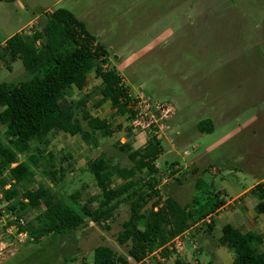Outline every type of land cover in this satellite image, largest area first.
Returning a JSON list of instances; mask_svg holds the SVG:
<instances>
[{"label": "rangeland", "instance_id": "374dc122", "mask_svg": "<svg viewBox=\"0 0 264 264\" xmlns=\"http://www.w3.org/2000/svg\"><path fill=\"white\" fill-rule=\"evenodd\" d=\"M17 2L0 1V46L16 32L40 28L48 11L65 8L107 49L104 69H115L132 98L140 92L152 104L171 108L148 127L131 128L125 117H113L114 132L100 138L96 147L78 135L52 134L49 145H38L45 156L40 162L51 157L62 172L59 182L51 185L39 167L32 168L34 174L19 185L21 191L48 185L65 199L79 190L80 201L94 208L100 191L88 165L103 156L127 168V150H119L118 144L139 148L155 135L162 146L155 161L157 172L147 176L140 171L134 178L139 185L153 177L161 200L171 196L181 205L189 204L193 225L165 249L153 247L143 264H232L234 251L217 241L227 222L264 237V213L256 211L257 194L248 189L257 182L264 185V0ZM31 76L19 59L8 64L0 60V81L18 83ZM99 86V78L91 73L87 88L73 90L71 96L79 98L87 92L91 113L109 117V102L94 107L100 98ZM202 120L210 121H205L210 131L199 130ZM0 141H4L2 127ZM24 158L18 155V160ZM3 177L8 178L6 171ZM219 199L220 205L209 208ZM4 205L0 189V264H78L82 260L93 264V249L98 245L126 254V245L116 240L129 214L126 203L104 223L88 220L83 227L37 241L9 223L14 217L4 212ZM36 213L28 209L23 219ZM210 220L213 226L208 230ZM259 247L264 248V239Z\"/></svg>", "mask_w": 264, "mask_h": 264}, {"label": "trees", "instance_id": "16d2710c", "mask_svg": "<svg viewBox=\"0 0 264 264\" xmlns=\"http://www.w3.org/2000/svg\"><path fill=\"white\" fill-rule=\"evenodd\" d=\"M107 57V49L65 8L47 12L40 28L30 33L16 32L4 40L0 46V60L8 64L19 59L32 76L18 83L0 81V127L4 136V141H0V175L6 171L8 176L0 178L1 197L5 202L3 210L14 217L10 224L26 232L29 240L37 241L44 235L56 236L83 227L88 220L104 223L120 204L126 203L129 214L116 234L117 242L126 245V254L98 245L93 249V264H143L153 247L165 249L171 240L193 225L189 204L181 205L171 196L161 200L153 177L139 185L134 178L140 171H146L147 176L157 172L155 161L162 146L155 135L139 148L118 144L119 150H127L130 161L127 168L111 164L103 156L94 158L88 165L100 191L94 208L89 202L80 201L79 190L64 199L48 185L23 191L19 187L24 179L34 174L32 168L38 167L41 176L51 185L59 182L58 175L62 172L56 170L51 157H47L44 164L40 162L45 156L38 145H49L52 134L78 135L87 145L96 147L100 138L114 132L113 117L123 116L130 122L135 114L134 99L115 69H104ZM91 73L100 80L96 90L100 98L94 107L109 102L112 111L109 117L91 113L86 105L87 92L79 98L71 96L73 90L82 92L87 88ZM205 121L208 120L198 123L202 132L212 129ZM18 155L25 158L18 160ZM116 179L120 181L117 184L114 183ZM250 191L256 192L258 197L256 211L264 213L263 183H256ZM221 203L219 199L208 206L215 208ZM28 209L37 213L24 220ZM143 220L147 221V226H142ZM212 226L210 220L206 227L211 230ZM220 231L218 243L234 251L232 264H264V248L259 247L264 239L262 235L242 231L228 222ZM78 264L87 262L82 260Z\"/></svg>", "mask_w": 264, "mask_h": 264}, {"label": "built area", "instance_id": "2783aa9c", "mask_svg": "<svg viewBox=\"0 0 264 264\" xmlns=\"http://www.w3.org/2000/svg\"><path fill=\"white\" fill-rule=\"evenodd\" d=\"M131 95V94H130ZM133 110L135 111L134 116L130 120V126L135 127L140 125L142 127L149 126L153 122H157V120H161L164 116H166L170 111L171 108L162 103L152 104L142 93H137L136 97L133 98ZM142 102L143 108L140 107ZM151 109H154L151 112ZM178 237H175L176 240Z\"/></svg>", "mask_w": 264, "mask_h": 264}, {"label": "crops", "instance_id": "0c3cea01", "mask_svg": "<svg viewBox=\"0 0 264 264\" xmlns=\"http://www.w3.org/2000/svg\"><path fill=\"white\" fill-rule=\"evenodd\" d=\"M17 1H18V0H13V1H10V2L18 4ZM48 12H50V11H48ZM3 42H4V41H3ZM3 42H2V43H3ZM0 44H1V43H0ZM257 183H258V182H257ZM251 187H252V186H251ZM251 187H249L248 189H250ZM248 189H247V190H248ZM247 190H245V191H247ZM257 202H258V200H257Z\"/></svg>", "mask_w": 264, "mask_h": 264}]
</instances>
